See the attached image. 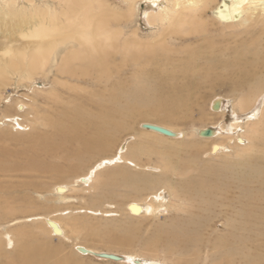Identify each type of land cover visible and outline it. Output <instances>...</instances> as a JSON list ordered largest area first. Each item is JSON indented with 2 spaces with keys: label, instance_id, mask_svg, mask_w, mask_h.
Wrapping results in <instances>:
<instances>
[{
  "label": "bare ground",
  "instance_id": "1",
  "mask_svg": "<svg viewBox=\"0 0 264 264\" xmlns=\"http://www.w3.org/2000/svg\"><path fill=\"white\" fill-rule=\"evenodd\" d=\"M38 1L40 0H30L29 7L26 8L21 7L17 0H0V33L4 40H0L3 41L0 42V93L2 85H7L13 77L19 78V83L32 81L36 72L44 71L54 61L58 62L59 54L62 56L57 72H72L70 75L78 72L83 81H87V75L94 71L97 74L95 80L100 84L102 81H112L110 78L113 73L108 63L118 60V55L122 57V52V67L140 66L147 62L140 67V72H169V76H173L176 81L181 76L178 72L192 75L188 74L182 84L177 82L171 86L162 78L165 81L157 82L147 90L138 84V87L132 88V92H112L108 98L103 91L101 98L94 93V99H85L78 106L77 103H68L59 112L54 109V116L49 113L53 107L48 106L47 112L41 115L37 105L38 111L33 109L37 116H34V123L31 122L35 125L42 123L51 132L37 134L34 145L28 149H0V264H81L80 260H75V255L74 258L71 254H60L63 248L53 246L50 242L55 239L68 240L67 229L61 219L46 217L44 225L40 224V227L36 222L41 219L35 216L26 219L21 217V205L26 199L23 195L25 188L23 182L17 180L23 177L24 171L32 168L37 170L40 162L42 165L43 156L52 160L60 157L63 159L73 156L79 159L82 156L87 158L94 157L95 154H108L117 144H121L124 136L131 137L130 132L135 129L131 128L132 122L122 120L124 117L131 118L126 111L139 108L142 115V110L151 111L165 120L174 118L172 115L181 110L191 113L195 104L193 94L200 91L205 82L222 81L223 76L235 86L232 94L237 96V108L243 116H234L235 123L226 129L225 136H221L224 128L220 131L213 128L201 129L199 142L207 143L208 151L201 154L196 146L195 154L181 158L174 154L158 153L153 145L155 141L136 138V142L129 147V154L124 153L126 150L123 145L118 147V153L93 164L86 175L77 179V183L81 187L94 188L97 185L98 189L106 190L111 187V183L118 182L125 184L132 192H143L159 183H165L167 187L163 189L164 193L152 194L146 201L130 202L127 205V214L133 221L153 217L161 209L158 206L162 207V202L166 201L165 193L168 190L172 200L167 203V207L171 209L179 205L180 211L186 214L175 220L170 231L175 246L185 252H195L193 248L198 246L205 228L212 227L215 218L213 212L216 210L222 214L228 223V229L233 233L251 230L264 236V100L260 101L264 96V0H142L145 6L142 7L141 17L147 25L146 28L152 33L160 31L158 40L149 42L145 50L141 48L144 47L142 42L135 45L129 43L124 31L119 29L120 19L132 20L140 0H124L129 4V13L125 9L99 4V0L96 3L94 0H53L61 12L48 7L39 8ZM258 27L260 36H253ZM166 33H170V36L162 42L160 36ZM179 33L182 36L177 35ZM174 39L180 40L182 44L186 40L191 43L184 44L179 50H175L177 55L169 57L156 49L158 45L172 48ZM131 47L136 50H131ZM62 49L64 51L61 52ZM182 50L186 52L184 57H180ZM130 52L137 53L138 56L129 59ZM143 53L146 54L144 57ZM133 72L139 71L134 67ZM79 76L76 75L77 78ZM216 96H213L211 110L213 115H220L224 113L225 104L222 98ZM57 99L55 97L53 102L59 103ZM37 102V99H33V104ZM257 103L261 106H257ZM63 106L64 104L56 109ZM153 106L155 108H151ZM13 108L18 115L26 110V106L18 101L6 109L9 111H4L0 121L3 120L2 125L13 122L23 128L18 119L27 114L13 115L10 113ZM255 108L257 109L253 110ZM137 116L141 117L140 113ZM239 120L247 122L238 123L241 122ZM243 124L249 128L248 132L244 131ZM140 127L145 130L146 138L178 143L182 137V148H185L187 142L183 139L185 140L187 134L182 130L148 122L140 124ZM159 129L167 135L159 132ZM204 131L207 133L201 136ZM241 131H244L243 134L238 136ZM220 136L226 143L218 141ZM246 140L251 143L249 150L246 148ZM38 141L40 142L37 143ZM234 142L243 153L237 154L236 166L239 168L236 167L230 176L221 177V172L208 165H201L197 160L199 153L200 156L208 154L210 157L232 150ZM238 143H241L240 146ZM27 153L29 160L26 158ZM152 154L157 156L158 162L155 165H141L135 161H140L143 157L153 161ZM125 162L140 169L144 167V171L132 174L130 169L121 166ZM153 170H160L159 176H154ZM144 183L147 185L145 189ZM54 190L58 196L64 197L71 192V187L57 184ZM89 211L94 215L103 214L99 210ZM105 214L113 216L115 213ZM11 218L13 219L10 220ZM26 220L32 224L29 225ZM70 220L76 228L81 225L76 219ZM3 224L6 225L4 229L1 228ZM128 226L117 227L115 234H112L117 235L115 237L118 240L125 239L124 242H130L128 234L136 226ZM45 235L49 238L46 239ZM164 237L170 238L171 235ZM214 240L221 254L232 257L238 252L232 247L228 248V244L236 242L244 247L250 243V240L240 239L237 235L232 237V233L215 236ZM76 249L83 258L103 259L100 257L102 254H109L84 245H77ZM118 257L122 261L113 262L156 263L137 256ZM180 259L182 258L171 262L178 264ZM157 264L169 263L164 261Z\"/></svg>",
  "mask_w": 264,
  "mask_h": 264
},
{
  "label": "rangeland",
  "instance_id": "2",
  "mask_svg": "<svg viewBox=\"0 0 264 264\" xmlns=\"http://www.w3.org/2000/svg\"><path fill=\"white\" fill-rule=\"evenodd\" d=\"M17 1L21 7H29L30 0ZM94 3H96V0H94ZM101 3L105 4L106 6H110V8L115 7L121 8L122 10L125 9L126 12H128L129 9V4L125 3L124 0H99V4ZM37 5L39 6V8L48 7L51 10L56 9L57 11L61 12L60 7H57V3L53 0H40L37 2ZM144 6L145 2L140 0L136 5V12L132 17V20L122 18L119 21V29H122L124 31V35L125 37H128L129 43L135 45L136 43L142 42L144 44V47H141L143 50L148 47V43L153 39H155V41L158 40L160 33V31H155L154 33L149 32L150 30L146 28L147 25L141 17L142 7ZM28 11H31V9H28ZM186 29L188 30V26H186ZM254 32L253 36H260V34L258 33L260 32L259 27ZM0 35V40H3L1 33ZM177 35L182 36V33H179ZM169 36L170 33H166L164 36H160V38L162 42H164L165 39H168ZM3 41L0 42L3 43ZM189 43H191V41L189 40L184 41L182 44L180 40L174 39L172 41V48H170L168 45H164V47H159L158 45L156 46V49L160 53L164 54L165 57H169L177 55V51L175 50H179L184 44ZM131 50L136 49L134 47H131ZM62 51H64V49H62L61 52ZM130 55L131 56L129 57V59H134L138 56L137 53L132 54V52H130ZM145 55V53L142 54L143 57ZM185 55L186 52L182 50L180 57H184ZM61 56L62 55L59 54L58 62L54 61L44 71H38L39 73L36 72L34 77L32 78V81L19 83V78L13 77L10 81L7 82V85H2L0 93V102L2 104L0 106V118L4 116V111H9L6 109H8L10 105H15L18 103V101H21V103L26 106V110L23 113H26L27 115L22 116L21 118L18 117L20 118L18 119V122H21V126L23 128L18 127L13 122L2 125L3 120L0 121V149L5 148L8 151H22L34 145L33 142L36 141L37 134L41 135L44 134V132H51L49 130V127H47V129L46 126H44V124L42 123L37 125L33 124V121L36 118L34 116H37L36 113H34L33 109L37 110V105L39 107V111H37L41 115L46 110H48V106H50L51 108L53 107V109H51L52 111H49V113L54 116L55 112L61 111L68 103H77L78 106V104H80L85 99H87L88 101L89 99H94V93L99 95V98H101L104 92L105 94H107L106 97L108 98V96L111 95L112 92H116L119 94H124L128 91L132 92V88H135L136 86L138 87L139 85L141 87H145V89L147 90L153 84L165 80L167 81L166 83H170V85L172 86V84L174 85L177 82L179 84H182V81H185V77L189 74L187 72H178L181 76L177 77L178 81H176L174 78H172L173 76H169V72H140V67L145 65L147 62H143L140 66L133 65L129 67H122V52V57L118 55V60L113 63H108L110 64L109 69L112 71L111 73H113L110 78L112 81L110 82L106 80L102 81V84H100L95 80L97 74L94 71H92L90 75H87V81H83V78H81L82 75L79 76L78 72H75V74L79 76L78 78L75 74V77L72 74L70 75V73L72 72H57V66H59L61 63ZM134 67H136L139 72H133ZM113 70H116L117 72H113ZM147 77L150 78L147 79ZM230 77L232 78L231 74ZM162 78L165 80H163ZM146 79L147 81H145ZM222 79V81L217 82H205L200 91H197V93L193 94V100L195 104L191 113L182 112L181 110L180 112H176L174 115H172V117L174 118L165 120L156 116L151 111L145 112L141 109L143 113L142 115L139 108L126 111V114L131 118L124 117L122 120L132 122L131 128L135 127V131L133 130L132 132H130V134H132L133 136H124L122 138V142H120L121 144H117L113 151L109 152L108 154H95L94 157L87 158L82 156L79 159L73 158V156L63 159L62 157H60L52 160L50 157H41V161L43 160L42 165L40 162L38 164L40 166L37 168V170L34 171L33 168L31 170H26L27 172L24 171L23 177L17 180L23 182L25 188L23 190V195L26 199L23 200L24 203H22L21 205L23 212V215L21 217L26 219L28 217L35 216L38 219H41L36 222L39 223V226L40 224L41 226L44 225V218L46 217L61 219L62 224L67 229L68 240L60 241L55 239L50 242L53 246H60L61 249L63 248L60 251V254H71L73 257L75 255V260H80L81 264L125 263L113 262L110 260H104L95 257L83 258L76 249L77 245L88 246L93 250H98V252L115 254L118 256L125 255L142 257V259L149 262H156L155 264L160 262L164 263V261L168 262L169 264H177L176 262H171V260H177L178 258H182L178 261V264H264V236L256 232H251V230L250 232H245L244 230H242L241 233H233L232 231H230V229H228L227 221L217 210L213 212L215 213V216H213L215 217L214 222L212 223L213 228H205L198 246L193 248L195 252H185L176 247L174 237L170 233V231L174 226L175 220H179V218H181L182 216H186V214L180 211L179 205H176L175 208L171 209L167 207V203L172 200V196L168 190L165 193L166 195L164 194L166 196V201L162 202L163 206H158V208H161L162 210L159 209L156 215H154L153 217L140 218L138 221L131 220L127 214V205L132 201H146V199L150 195L156 194L158 192V194L164 193L163 189L167 187L165 186V183H159L143 192L142 190H140V192H132L131 189L127 188L125 184L123 185L118 182L111 183V187L106 190H104L103 188H99L100 191L96 187L97 185L94 186V188H88L81 187L80 184L77 183V179L82 175H86L93 164L103 159L111 158L116 153H118V147L123 145L126 150L124 153L129 154L131 152L129 147H131V145L136 142V138L137 140L143 138L145 141H155L153 145H155V149L158 153L174 154L181 158H188L191 157L192 153L195 154L196 146H198L197 149L199 150V152H201V154L204 151H208V144L199 142V140H201L199 131L205 128H213L220 131L222 130V128H224V131L222 130L221 132L223 133L221 136H225L226 133L224 132H226V129L229 128V126L233 125L232 123L234 122V116H243L241 115L242 113L240 109L237 108L238 98L235 94H232L235 86L229 79L225 78L224 76L222 77ZM54 94L55 97H58L57 100L59 101V103L53 102V99L55 98L53 97ZM214 95H217V98H222L225 104V109L223 110L224 113H221L220 115L212 114L211 109ZM33 99H37L38 102L33 104ZM200 99L202 100L201 102L199 101ZM261 100H264V96L260 99V101ZM63 104V107L56 109ZM253 104L254 100L252 101V105ZM257 106L260 107L261 104L257 103ZM151 108L155 107L153 106ZM256 109L257 108L253 110ZM10 113H12L13 115H18L16 109L14 108L10 110ZM137 113H140L141 117L137 116ZM239 121L241 122L238 123L247 122L245 120ZM144 122L152 124L158 123L171 127L173 129L175 128L182 130L187 134L185 140L183 139V141L187 142L186 145H184L185 148H182V140H180L182 137L179 138V141H177L178 143H171V140L170 142H166L159 138H157L156 140L153 138H146L145 136H147V134H145V130L143 129V127H140V124ZM243 127L244 131H247L249 129L246 128V124H243ZM244 131L239 132L238 136L242 135ZM221 136L219 137L218 141L226 143L223 142V137ZM20 139H23L24 141L21 142ZM39 142L40 141H38L37 143ZM195 142H197L198 144H195ZM240 144L238 143L239 146ZM246 145L247 150H249L251 143L246 140ZM232 148V150H226L227 152H222L217 156L212 155L209 157L208 154L200 156L201 154L199 153L197 155V160L201 162V165H208L215 171L221 172V177L230 176L234 173L236 167L239 168V166H236L238 159L237 154L240 152L243 153L242 149L236 147L235 142L234 145H232ZM127 149H129V152ZM247 150L244 148V151L247 152ZM152 156L153 161H148L145 157H143L140 161H135L137 163H140L141 165H155L158 162L157 156L155 154H152ZM130 157L131 156H129V158ZM26 158L29 160V153H27ZM44 161H46V163ZM121 166H125L126 168L130 169L132 174H137L144 171V167H141L142 169L133 167L127 162H125V164ZM118 168H120V166ZM159 171L160 170H153L152 174H154V176H159ZM162 171L164 173V170ZM1 179L4 178L1 177ZM57 184L69 185L71 187V192L64 197L58 196L57 192L54 190ZM143 185V188L147 187L145 183ZM93 209L99 210L103 214L94 215L89 211ZM220 211H222V208L220 209ZM105 212H114L115 214L113 216H107ZM70 218L72 220L76 219L77 222H79L81 225L76 228ZM12 219L13 218H11L10 220ZM211 220L209 222H211ZM27 221L29 220H26V222ZM27 223L29 225L32 224V222ZM131 224H135L136 227L132 230L131 234H128L131 240L130 242H124L125 239L118 240V237H115L117 235L114 236L112 234L116 232L114 230L117 227H127ZM39 226L36 225L37 228H39ZM5 227L6 225L4 224L1 226V228L3 229ZM36 231H38V229H36ZM42 232L45 231L42 230ZM230 233H232V237L234 235H237L240 239L250 240V243L244 247L241 243L236 242H234V244H228V248L232 247L234 251L238 252L235 253L234 257L228 254H221L214 240L215 236H227V234ZM170 235V238L164 237ZM44 237L46 239L49 238L48 235H45ZM44 237L42 238L45 239ZM74 250H76L77 252ZM239 250L241 251L239 252Z\"/></svg>",
  "mask_w": 264,
  "mask_h": 264
},
{
  "label": "water",
  "instance_id": "3",
  "mask_svg": "<svg viewBox=\"0 0 264 264\" xmlns=\"http://www.w3.org/2000/svg\"><path fill=\"white\" fill-rule=\"evenodd\" d=\"M159 132L165 133V132H163L160 129H159ZM205 133H207V131L202 132L201 133V136H204ZM100 257L103 258V259L112 260V261H122L121 257H118V256L113 255V254H102Z\"/></svg>",
  "mask_w": 264,
  "mask_h": 264
}]
</instances>
